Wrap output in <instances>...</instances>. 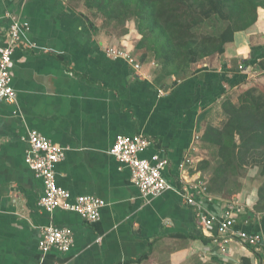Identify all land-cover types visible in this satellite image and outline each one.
I'll list each match as a JSON object with an SVG mask.
<instances>
[{
	"label": "crops",
	"instance_id": "obj_1",
	"mask_svg": "<svg viewBox=\"0 0 264 264\" xmlns=\"http://www.w3.org/2000/svg\"><path fill=\"white\" fill-rule=\"evenodd\" d=\"M89 10L72 0H0V16L13 14L29 25L8 69L16 101H0V264H258L263 252L236 242L227 255L212 254L215 228L199 227L193 208L172 190L141 197L129 169L109 150L117 136L140 134L150 140L143 157L165 151L162 174L171 185H179L177 165L187 152L194 163L186 175L208 183L210 167L201 165L208 159L205 127H222L225 100L236 104L240 92L264 88V69L257 67L264 61V8L250 27L233 34L222 54L192 64L180 79L161 76L151 53L141 59L137 30H128L127 38L114 35L95 24ZM8 24L4 17L0 27ZM108 47L127 49L139 71L108 57ZM30 129L65 148L56 165L59 187L105 202L98 221L38 206L43 185L25 162ZM232 198L244 206L234 229L264 239L257 188ZM220 206L205 204L214 214ZM48 225L71 230L67 252L39 251Z\"/></svg>",
	"mask_w": 264,
	"mask_h": 264
},
{
	"label": "trees",
	"instance_id": "obj_2",
	"mask_svg": "<svg viewBox=\"0 0 264 264\" xmlns=\"http://www.w3.org/2000/svg\"><path fill=\"white\" fill-rule=\"evenodd\" d=\"M86 7L107 19L121 22L134 17L141 59L151 53L163 77L186 76L189 67L211 55L222 54L233 34L250 27L264 0H85ZM215 20L224 26L217 32L198 33L202 23ZM258 68L264 69V61ZM227 119L221 128L206 126L201 141L214 149L216 162L210 167L208 190L216 195L226 188L229 173L237 167H259L264 177V93L250 87L234 104L222 103ZM224 197V196H222ZM226 198V197H224ZM256 211H264V180L257 189ZM244 261V260H243ZM245 262V261H244Z\"/></svg>",
	"mask_w": 264,
	"mask_h": 264
},
{
	"label": "built area",
	"instance_id": "obj_3",
	"mask_svg": "<svg viewBox=\"0 0 264 264\" xmlns=\"http://www.w3.org/2000/svg\"><path fill=\"white\" fill-rule=\"evenodd\" d=\"M4 17L9 20V24L6 28L0 27V101L14 104L16 92L11 86L8 69L13 51L20 45L22 34L28 31L29 25L13 14H6ZM4 17L0 16V22ZM105 53L113 59L125 60L136 72L141 67L137 58L125 48L108 47ZM25 141V162L43 185V195L38 201V206L49 213L54 209L73 212L88 223L98 221L100 210L105 206L102 199L92 195L73 197L56 183V165L64 158L65 148L44 138L33 129L27 131ZM149 145L150 140L140 134L117 136L109 150V154L120 167L129 169L130 181L138 188L140 196L149 199L158 197L167 190L176 192L185 205L193 208L199 227L203 230L208 227L215 228L210 242L212 254L225 256L229 253L230 244L236 242L242 248L263 252L257 263L264 264V239L261 234L234 229L238 215L244 210L238 199L211 193L207 181L203 178L190 179L186 175V171L194 163L190 152L185 153L177 165L179 185H171L162 174L168 165L165 151L161 148L149 158L142 156ZM209 203L221 205L218 214L208 211L205 204ZM72 244L73 234L70 229L48 225L41 229L37 247L44 255L50 249L67 252Z\"/></svg>",
	"mask_w": 264,
	"mask_h": 264
},
{
	"label": "rangeland",
	"instance_id": "obj_4",
	"mask_svg": "<svg viewBox=\"0 0 264 264\" xmlns=\"http://www.w3.org/2000/svg\"><path fill=\"white\" fill-rule=\"evenodd\" d=\"M72 3L75 4L77 7H85L86 2L85 0H72ZM92 20L95 24L99 25V27L109 30L108 32L113 33L117 36H122L127 38L125 34L129 31L136 30V24L134 17L130 16L129 18L117 22L116 20H109L107 19L101 12L96 10H89ZM224 26L223 22L218 23L215 20L207 21L202 23L200 26L196 28L198 33H215L219 31ZM257 89L258 92L264 93V88H259L257 86H253ZM241 93V92H240ZM239 95V94H238ZM237 100V99H236ZM237 103V102H236ZM208 151V159L213 163L216 164L214 161L215 159V151L211 147L207 146ZM216 160V159H215ZM259 167H237L233 168L229 173V181L226 185V188L221 193L222 196L226 198H232L236 196L240 192L243 194L250 192L253 189H258L261 183L264 180L263 176L259 174Z\"/></svg>",
	"mask_w": 264,
	"mask_h": 264
},
{
	"label": "bare ground",
	"instance_id": "obj_5",
	"mask_svg": "<svg viewBox=\"0 0 264 264\" xmlns=\"http://www.w3.org/2000/svg\"><path fill=\"white\" fill-rule=\"evenodd\" d=\"M138 60V59H137ZM139 61V60H138ZM140 63V62H139Z\"/></svg>",
	"mask_w": 264,
	"mask_h": 264
}]
</instances>
